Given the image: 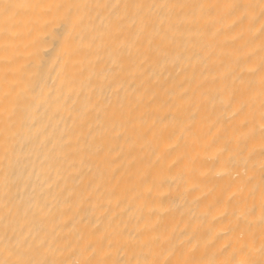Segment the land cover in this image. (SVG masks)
<instances>
[{
  "label": "bare ground",
  "instance_id": "6f19581e",
  "mask_svg": "<svg viewBox=\"0 0 264 264\" xmlns=\"http://www.w3.org/2000/svg\"><path fill=\"white\" fill-rule=\"evenodd\" d=\"M0 264H264V0H0Z\"/></svg>",
  "mask_w": 264,
  "mask_h": 264
}]
</instances>
